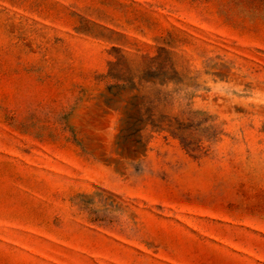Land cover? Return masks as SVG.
<instances>
[{
	"label": "rangeland",
	"instance_id": "obj_1",
	"mask_svg": "<svg viewBox=\"0 0 264 264\" xmlns=\"http://www.w3.org/2000/svg\"><path fill=\"white\" fill-rule=\"evenodd\" d=\"M0 264H264V0H0Z\"/></svg>",
	"mask_w": 264,
	"mask_h": 264
}]
</instances>
